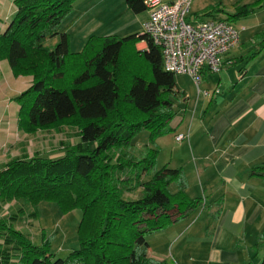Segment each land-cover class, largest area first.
<instances>
[{"label": "trees", "instance_id": "1", "mask_svg": "<svg viewBox=\"0 0 264 264\" xmlns=\"http://www.w3.org/2000/svg\"><path fill=\"white\" fill-rule=\"evenodd\" d=\"M74 1L15 0V15L0 34V57L15 75L32 77L18 96L20 129L28 133L61 124L78 129V142L57 158L36 155L3 164L0 200L31 207L28 215L36 219L41 201L55 202L63 212L79 209L78 248L56 258L47 239L34 243L12 225L11 215L0 219V264H174L150 257L146 236L186 217L199 200L185 192L181 168L155 170L157 150L131 145L141 130L151 142L172 132L174 74L163 70L159 48L144 34L90 36L80 52L71 53L69 34L59 28ZM125 4L134 14L146 10L143 0ZM262 6L264 0H257L223 12L214 5L203 14L223 12L234 22ZM53 38L57 42L47 46ZM139 40L146 41L145 51L134 48ZM255 40L251 57L264 48V30ZM172 183L175 192L169 190ZM133 187L139 195L125 198Z\"/></svg>", "mask_w": 264, "mask_h": 264}, {"label": "crops", "instance_id": "2", "mask_svg": "<svg viewBox=\"0 0 264 264\" xmlns=\"http://www.w3.org/2000/svg\"><path fill=\"white\" fill-rule=\"evenodd\" d=\"M14 2L0 0V34L15 15ZM85 2L91 0H75L66 18L87 12ZM207 2L204 8L220 0ZM109 11L115 10L110 7ZM127 11L123 10L125 22L119 27L125 32L123 37L141 34L147 11ZM253 14L259 16L260 12ZM222 17L226 15L215 18ZM62 23L64 20L61 31ZM237 26L244 29L238 45L226 55L230 64L218 73L202 72L197 86L187 75V86L176 85L170 121L173 144L167 165L178 168L182 161L193 163L191 174L183 170L185 192L191 195V180L196 181L206 199L197 216L189 218L199 210L195 207L167 233H161L169 243L167 252L148 243V255L154 259L168 258L174 264H264V48L250 56L264 21L254 17L252 23ZM248 30L246 36L243 32ZM134 48L145 51L146 41H136ZM31 83L30 75H15L8 61L0 57V167L9 157L20 156L18 147L26 134L19 127L18 96ZM179 134L183 139H177ZM163 139L165 136H159L157 145L162 147Z\"/></svg>", "mask_w": 264, "mask_h": 264}, {"label": "rangeland", "instance_id": "3", "mask_svg": "<svg viewBox=\"0 0 264 264\" xmlns=\"http://www.w3.org/2000/svg\"><path fill=\"white\" fill-rule=\"evenodd\" d=\"M101 0V3L98 6L99 0H91V2H85L83 4L88 7L87 12H81L77 15L76 18L67 19L69 13L63 19L65 23H62L61 29L66 30L70 38V52L76 53L80 52L86 40L90 36H115L118 38L123 37L124 31L119 28L125 22V14L123 10L125 9L126 4L125 0ZM208 0H191L189 7V12L187 14V20L193 22L198 19L205 18H215L219 14H224L223 12H231L234 7L242 4H251L256 0H220V2H214L209 6L210 8L216 5L219 9H222L223 12L214 11L210 16L203 14L204 7H206ZM211 3V2H210ZM112 7L115 11L110 12L109 9ZM93 9V10H92ZM260 12L259 16L256 14H251L246 17L234 21L236 25L239 24H250L254 20V17L264 21V6L258 7L256 11ZM261 10V11H260ZM128 13L130 11H127ZM130 14V13H129ZM78 18V19H77ZM71 22H75L73 27H69ZM78 22V23H77ZM120 29V30H119ZM127 31V30H126ZM246 33L243 32L246 36ZM253 32V30H252ZM57 42V38L47 40V46L51 47ZM255 48V47H254ZM254 50V49H253ZM71 62L72 59H68V62ZM71 73V69H68V74ZM123 75L121 70V76H123V88L128 85L127 78L128 73L126 68L123 69ZM175 83L178 87H185L190 82L189 79L180 74H175ZM128 87V86H127ZM177 98H174V102ZM77 128L69 124H61L52 128H40L36 129L33 132H24L26 135L23 137L18 147V155L16 157H9V160L15 158H32L34 156L44 157V158H57L64 154L66 146L68 144H75L78 142V137L76 135ZM172 132L162 135L165 136L163 139L162 147L157 145L156 138L154 142L150 141L149 133L146 130H141L135 134L131 140V145L135 150H143L145 148H151L152 150H157L156 157L154 161V169L157 170L164 165H167L171 157V149L173 144ZM92 147V146H91ZM161 147V148H160ZM17 153V154H18ZM8 160V161H9ZM7 161V162H8ZM175 163V162H174ZM171 164H168V166ZM178 168H181L182 171L185 170V173H190V168L193 167V163L187 164L185 161L180 162ZM184 174V173H183ZM149 179V176H143L142 180ZM196 182V181H195ZM191 180L189 198L193 200H199L200 204L196 208L203 205L206 199L205 194L196 186V183ZM187 183V180H186ZM176 184L172 183L169 186L171 192L176 191ZM139 188L133 187L130 190H125L124 197L127 199H135L140 191ZM22 208V209H21ZM20 210H23L24 213H19ZM32 208L29 206H22L21 202H3L0 200V219L8 218L9 216H14L10 218L12 225L21 232L25 233L34 243H42V239H47L49 242L50 252L54 254L56 258L64 259L68 254L78 248V226L81 219V211L79 209H72L67 212H63L55 202L51 201H41L37 205V219L29 216ZM199 210L190 214V219L194 218L199 214ZM182 219V218H181ZM180 219V220H181ZM176 222V221H175ZM174 222L166 226L164 229L147 235L146 241L149 244L158 245L162 252H167L169 243L166 237L162 238L161 233H167L168 228L174 226ZM177 226H180L177 224ZM164 259V258H163Z\"/></svg>", "mask_w": 264, "mask_h": 264}, {"label": "built area", "instance_id": "4", "mask_svg": "<svg viewBox=\"0 0 264 264\" xmlns=\"http://www.w3.org/2000/svg\"><path fill=\"white\" fill-rule=\"evenodd\" d=\"M143 3L148 19L141 34L159 48L164 71L187 75L197 86L202 72L218 73L231 63L226 55L238 45L243 26L225 17L188 21L191 0H143ZM176 137L181 140L184 136Z\"/></svg>", "mask_w": 264, "mask_h": 264}]
</instances>
